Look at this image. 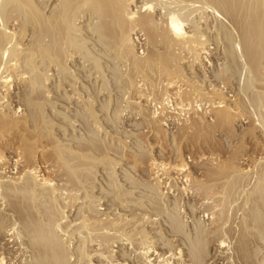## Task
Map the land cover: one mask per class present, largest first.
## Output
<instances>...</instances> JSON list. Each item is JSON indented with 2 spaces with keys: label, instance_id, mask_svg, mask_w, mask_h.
<instances>
[{
  "label": "rangeland",
  "instance_id": "obj_1",
  "mask_svg": "<svg viewBox=\"0 0 264 264\" xmlns=\"http://www.w3.org/2000/svg\"><path fill=\"white\" fill-rule=\"evenodd\" d=\"M111 1L100 33L0 14V264H264L257 39L213 0Z\"/></svg>",
  "mask_w": 264,
  "mask_h": 264
},
{
  "label": "bare ground",
  "instance_id": "obj_2",
  "mask_svg": "<svg viewBox=\"0 0 264 264\" xmlns=\"http://www.w3.org/2000/svg\"><path fill=\"white\" fill-rule=\"evenodd\" d=\"M2 1L3 2H5V1H11L12 2V0H0V6L1 5H3V3H2ZM16 1V0H15ZM17 1H19V0H17ZM28 2H29V0H27ZM52 1H54V0H38L37 1V5H38V8H36V9H38L39 11H41V12H43V10L45 9V8H47V5H48V2H52ZM66 0H63V2L61 1L59 4V6H61V8H59L58 10L56 9V8H54V10L52 11V10H49V11H51V12H53L52 13V15H49L48 17L50 18V17H52V18H50V19H52V22L51 23H53V22H55L54 20H58V22H59V24H60V17H61V15H62V17H63V19H64V17H65V10H64V8L66 7L65 5H66V3H67V6L69 7V5L70 6H72L71 4H68L69 2L67 1V2H65ZM70 1V0H69ZM72 1V0H71ZM74 1V3L75 4H73V6H75V7H77V9L73 12V13H71V11L74 9H71L70 10V13L72 14H70L69 13V11H68V8H66L67 9V15H68V17H69V15H71L70 17H71V19H72V28H73V33L75 32V29L74 28H76V30H77V27H76V25H75V20H76V18H78V17H80V15L82 14V17H84L85 15L86 16H91V17H93V19H96L97 21V24H95V27H94V31L93 32H95V33H97V32H99L100 33V31L102 30V28H107L108 27V29L110 28V23H113V22H115V19H116V17H114L115 15H113V10L111 11L110 10V2L109 1H111V0H77L76 2H75V0H73ZM123 1V0H122ZM211 1V0H210ZM216 4H217V6L225 13V15L228 17V19L235 25V27L237 28V31H239L238 33H255V35H253V34H251L252 36H254L255 37V39H257L258 40V43L256 42L257 40H255L253 37H251L250 35H249V38H253L252 40H255V43H256V45H254V47L255 46H257L258 48V51H260L261 53H263V55H262V58H264V0H250L249 2H248V0H213ZM10 2V3H11ZM20 2H22V1H19V3ZM24 2V1H23ZM22 2V3H23ZM27 2V3H28ZM35 2V1H34ZM112 3H114L113 1H111ZM212 2V1H211ZM8 3V2H7ZM6 3V4H7ZM13 4H15L14 2H12ZM17 3V2H16ZM213 3V2H212ZM6 4L4 5L5 7H6ZM13 4L12 5H10V6H13ZM25 6H26V0H25ZM24 4H22V5H19V7H16L17 5H18V3H17V5H15L14 6V8L16 7V9H14V8H12L13 9V12L15 13V15H13L14 13L10 10V6L8 7L9 9L7 10L8 11V13H9V10H10V13L9 14H7V15H4V14H6L7 12L5 11V10H3L2 9V11L3 12H6V13H4L3 14V12L2 13H0L1 14V16H2V14H3V16H4V21H5V26L7 25V23L8 22H14L15 20H16V23H17V19H19V21L20 20H25V23L23 22V21H21V23L23 22L24 23V25H25V27H26V24L28 23V22H31L32 23V26H33V24H34V26L35 27H31V28H36V31L34 30V29H32V30H34L35 31V33L37 34V33H45V34H52L53 32H52V30L54 31V33H59L60 32V28H61V26H55V25H57V20H56V22H55V25H53V26H55L53 29H52V27L53 26H51L49 29H47L48 28V26H50V25H48L47 27L45 26V25H43V24H36L37 22H39V18H37L36 16L34 17V18H37V19H34L33 18V16L34 15H36V13L35 12H32V11H28V6H27V11H25L26 9H23V8H21V6H24ZM146 4V3H145ZM28 5V4H27ZM144 5V4H143ZM58 6V7H59ZM72 6V7H73ZM113 6V5H112ZM216 6V5H215ZM30 7V6H29ZM148 7H149V5H148ZM7 8V7H6ZM23 9V10H21V9ZM25 8V7H24ZM143 8V7H142ZM146 7H144L143 8V11H144V9H145ZM79 9V10H78ZM112 9H114L113 7H112ZM64 10V11H63ZM147 10V9H146ZM145 10V11H146ZM150 10V9H149ZM48 11V12H49ZM1 12V11H0ZM23 12V13H22ZM37 12V11H36ZM44 12H45V10H44ZM13 13V14H12ZM33 13H34V15H33ZM38 14V13H37ZM115 14V13H114ZM21 15H23V16H21ZM117 15V14H116ZM126 16H127V14H125ZM5 16H7V17H5ZM39 16V15H38ZM85 16V17H86ZM172 17V16H171ZM175 17V16H174ZM67 18V17H66ZM62 19V20H63ZM70 19V18H69ZM14 20V21H13ZM47 20V19H46ZM66 20V19H65ZM91 20V19H90ZM176 19H172V18H169V23H168V25H169V30H167L168 28H166V30L164 31V30H162V31H164V33H169L168 31H170V30H172L173 32L172 33H183L181 30H179V28H181L180 27V21L178 22H176L175 21ZM42 21H44V20H42ZM51 21V20H50ZM117 21H118V19H117ZM147 21V20H146ZM149 21V20H148ZM152 21V23H153V20H151ZM62 22V21H61ZM92 22V21H91ZM119 22V21H118ZM155 22V21H154ZM1 25H3V22H2V20H1ZM40 23V22H39ZM69 23V22H68ZM127 23H128V21H127ZM132 24L130 25V28L131 29H135L136 27H138V29L142 32H144V33H146V27L149 25V24H151L152 25V23L150 22H147L148 23V25L143 21L142 22V20L139 18L137 21H136V19H135V21H133V22H131ZM134 23V24H133ZM186 23V22H185ZM64 24V23H63ZM116 24V23H115ZM23 25V26H24ZM37 25V26H36ZM87 25V24H86ZM112 25V24H111ZM147 25V26H146ZM22 26V27H23ZM119 26V25H118ZM2 27H4V26H2ZM18 27V26H17ZM16 27V28H17ZM112 27H113V25H112ZM153 27V26H152ZM15 28V29H16ZM24 28V27H23ZM68 28V27H67ZM92 28V27H91ZM115 28V27H114ZM4 30L6 29L5 27L3 28ZM52 29V30H51ZM62 29V28H61ZM66 29V28H65ZM24 30V29H23ZM25 30H26V28H25ZM70 30V29H69ZM90 30V29H89ZM110 30V29H109ZM111 30H112V28H111ZM39 31V32H38ZM161 31V32H162ZM1 32V31H0ZM4 32V31H3ZM6 32V31H5ZM89 32V31H88ZM102 32V31H101ZM14 33V32H13ZM21 33H22V30H21ZM29 33V32H28ZM61 33V32H60ZM71 33V32H70ZM76 33V32H75ZM158 33H160L159 31H158ZM48 34V35H49ZM0 35H1V33H0ZM54 35V34H53ZM3 36V35H2ZM33 36V35H32ZM50 36V35H49ZM105 36V35H104ZM44 37V36H43ZM46 37H48V36H46ZM50 37H53V36H50ZM59 37V36H58ZM257 37V38H256ZM1 39V38H0ZM3 39V38H2ZM56 39V38H55ZM91 39H92V37H91ZM178 39V38H177ZM248 38H246V41L244 40V44H245V48H250L251 49V47H253V44H254V41H252L251 40V42L250 41H248L247 40ZM61 40V39H60ZM104 40V39H103ZM250 40V39H249ZM48 41H50V39L48 40ZM53 41H56V40H54L53 39ZM59 41V40H58ZM184 41V40H183ZM45 43V42H44ZM110 43V42H109ZM189 43V42H188ZM250 43H251V45H250ZM253 43V44H252ZM56 44V43H55ZM57 44H58V42H57ZM111 44V43H110ZM4 45V44H3ZM36 45V44H35ZM47 45V44H46ZM26 46V45H25ZM78 46V45H77ZM1 47V46H0ZM67 47V46H66ZM1 49V48H0ZM29 49V48H28ZM34 49V48H33ZM53 49V48H52ZM40 50V49H39ZM115 50V49H114ZM71 51V50H70ZM45 53V52H44ZM43 55V54H42ZM61 57V56H60ZM16 73V72H15ZM1 78V77H0ZM8 81V80H7ZM1 122H3V121H1ZM8 127V126H7ZM17 207V206H16ZM18 208L19 207H17V208H15V212L18 214V216H20L21 217V219L22 218H24V213L22 214L21 213V211H19L18 210ZM20 209V208H19ZM21 210V209H20ZM264 219V218H263ZM264 222V221H263ZM261 228V227H260ZM262 228H264V225L262 226ZM35 231V230H34ZM37 231V230H36ZM34 233V232H33ZM39 234V233H38ZM35 235V234H34ZM41 235V234H40ZM42 236V235H41ZM39 239V238H38ZM35 241V240H34ZM46 244V243H45ZM36 246V245H35ZM56 247H58V246H56ZM37 248H39L40 249V251H38V253L40 254V256L42 257V256H45V257H47L46 256V254L45 255H43L44 254V252L46 251H44V248L43 247H41V245H38L37 246ZM58 251V250H57ZM41 253H42V255H41ZM48 253V252H47ZM53 254V253H52ZM63 256V255H62ZM39 257V256H38ZM41 257H40V260H41V262H42V260H43V262H45V259H43V257H42V259H41ZM48 260H49V258H48ZM47 260V261H48Z\"/></svg>",
  "mask_w": 264,
  "mask_h": 264
}]
</instances>
